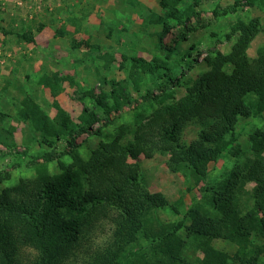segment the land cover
Wrapping results in <instances>:
<instances>
[{
	"label": "trees",
	"instance_id": "1",
	"mask_svg": "<svg viewBox=\"0 0 264 264\" xmlns=\"http://www.w3.org/2000/svg\"><path fill=\"white\" fill-rule=\"evenodd\" d=\"M181 1H161L166 17L181 19L175 8ZM255 6L264 7V0H235L225 13ZM259 26V20L246 24L238 19L229 35H240L232 52H211L204 61L207 70L195 78L177 77L158 59L132 58L129 78L137 90L143 76L169 72L159 75L161 82L155 83L159 94L149 89L146 95L160 118L135 114L132 124L119 125L87 160L81 156L76 138L100 120L99 114L84 108L75 121L56 103V117L50 118L27 97L20 117L31 122L47 148L54 149L57 142L66 140L72 163L57 175L50 174L45 165L38 166L33 178L0 188V264H21L24 249L37 252L31 264H67L102 222L113 225L112 241L86 264H260L264 257V132L252 137L253 160L236 166L227 182L212 190L213 216L195 206L185 211L183 220L164 223L157 212L170 209L179 215L181 204L151 192L137 174L124 175L117 169L121 157L138 160L160 154L168 157L172 172L205 181L211 163L226 153L238 156L242 152L235 143L239 118L264 114V47L257 59L247 52L261 31ZM16 37L34 42L31 33ZM159 39L162 41L163 34ZM84 45L89 47L88 42L75 47ZM45 80L50 81L47 85L51 83V78ZM105 83L111 87L109 92L95 97L91 90L84 96L94 98L110 123L112 113L131 104V95L129 81ZM190 126L199 132L194 141L186 143L182 136ZM13 137L11 131L0 133V143L14 147ZM54 157V152H47L41 158L49 163ZM249 185H253L254 204L245 210L243 196ZM183 232L201 241V258L196 263L184 258L187 242ZM217 240L234 244L236 253L230 256L216 249L212 243Z\"/></svg>",
	"mask_w": 264,
	"mask_h": 264
},
{
	"label": "rangeland",
	"instance_id": "2",
	"mask_svg": "<svg viewBox=\"0 0 264 264\" xmlns=\"http://www.w3.org/2000/svg\"><path fill=\"white\" fill-rule=\"evenodd\" d=\"M161 1L0 0V32L6 31L9 35L0 33V133L6 135L11 131L15 142L11 148L0 143L1 189L16 185L21 179L33 178L38 166L45 165L50 174L57 175L72 163L66 140L57 142L54 149L47 148L31 122L20 117L22 102L27 97L50 118L56 117V103L75 121L84 108L99 114L100 120L76 138L78 150L87 160L101 141L110 139V134L119 125L132 124L135 114L142 112L147 117L160 118L155 103L146 95L149 89L154 95L159 94L155 83L161 82L159 75L168 71L162 70L158 76H143L141 88L137 90L129 78L132 58L158 59L177 77L183 74L195 78L207 70L204 61L211 52H232L240 35H229L238 19L246 24L254 20L260 22L261 31L247 50L250 58L257 59L258 51L264 47V7H244L232 14L225 12L235 0H182L175 6L181 17L177 20L166 17ZM18 33L33 34L34 42L17 38ZM160 34H163L162 41ZM6 37L12 40L9 47V44L4 45L8 42ZM81 42H88L89 47L76 48ZM45 78H51V83L47 85L50 81L46 82ZM105 81L109 84L129 81L131 95V104L112 113L110 123L105 120L103 110L96 106L94 98L84 96L91 90H94L95 97L109 92L111 87ZM100 130L101 135H97ZM198 132L197 127L190 126L183 133L182 140L190 143ZM257 132H264V114L239 118L235 143L242 152L238 156L226 153L211 163L205 181H198L183 172H172L167 165L168 157L160 154L151 159L121 157L117 169L124 175L137 174L151 192L162 193L171 203L181 204L179 215L170 209L157 212V217L164 223L183 220L185 211L195 206L213 216L216 212L210 198L212 190L227 182L236 166L253 160L252 137ZM47 152L55 154L49 163L41 158ZM7 174L9 179H6ZM252 187L249 185L243 196L245 210L254 204ZM113 231L110 222L100 223L67 264L89 262L112 241ZM181 235L187 242L184 258L196 263L201 258V241L188 237L186 232ZM212 245L230 256L237 251L234 244L223 240L214 241ZM36 257V251L24 249L19 260L21 264H31ZM224 264L232 263L226 261ZM260 264H264V257Z\"/></svg>",
	"mask_w": 264,
	"mask_h": 264
},
{
	"label": "crops",
	"instance_id": "3",
	"mask_svg": "<svg viewBox=\"0 0 264 264\" xmlns=\"http://www.w3.org/2000/svg\"><path fill=\"white\" fill-rule=\"evenodd\" d=\"M0 30H1V29H0ZM1 32H2V33H1ZM1 32H0V33H1L3 36H9V35H6L4 31H1ZM11 35H12V34H11ZM6 38H7L6 40H7L8 42H7V43H4V45H5V44H9V45H7V46L9 47L10 44L12 43V40L8 39V37H6ZM11 38H14V36H11ZM12 46H13V45H12ZM14 47H15V46H13L12 48H14ZM5 48H6V47H5Z\"/></svg>",
	"mask_w": 264,
	"mask_h": 264
}]
</instances>
